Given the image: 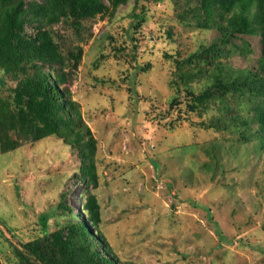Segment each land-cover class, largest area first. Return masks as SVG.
<instances>
[{
    "label": "rangeland",
    "instance_id": "rangeland-1",
    "mask_svg": "<svg viewBox=\"0 0 264 264\" xmlns=\"http://www.w3.org/2000/svg\"><path fill=\"white\" fill-rule=\"evenodd\" d=\"M145 2L88 19L80 33L54 25L64 55L83 49L71 90L96 147L89 160L52 134L0 150V264H24L16 248L56 238L74 248L73 264H91L71 231L86 221L90 190L102 219L99 227L86 222L106 240L95 241L99 251L120 264H264V148L252 119L264 109V92L216 93L194 112L185 92L206 87L223 64L257 65L260 35L215 42L218 31L198 25L197 0ZM143 5L146 21L133 33L132 14ZM28 72L0 66V97Z\"/></svg>",
    "mask_w": 264,
    "mask_h": 264
},
{
    "label": "trees",
    "instance_id": "trees-1",
    "mask_svg": "<svg viewBox=\"0 0 264 264\" xmlns=\"http://www.w3.org/2000/svg\"><path fill=\"white\" fill-rule=\"evenodd\" d=\"M108 1L109 5L105 0H0V66L8 73L18 70L25 72L28 68L30 71L17 83L13 94L0 97L1 152L56 134L68 143L75 142L81 147V153L87 155L89 160L92 159L96 147L94 139L90 128L82 120L79 105L73 99L71 90L73 71L78 68L83 49L77 46L69 50L67 56L64 55L55 43L53 33L54 25L59 22L70 25L80 33L82 28H87L85 23L88 19L114 13L121 4L128 2ZM145 1L147 3L151 0ZM197 1L194 12L197 14L198 25L215 28L220 34L215 42L227 44L233 43L238 36L260 35L259 50L262 56L258 64L250 68L234 69L228 63L227 68L224 64L219 66L211 74L213 80L200 91L194 90L191 85L185 87L189 110L197 111L216 93L225 95L226 92L228 94L240 88L264 92V0ZM146 13L145 5L141 12H133L136 20L133 33L145 23ZM28 23L33 26L34 33L25 32ZM130 38L136 40L134 34ZM244 49L251 52L250 43L247 42ZM67 66L70 70H66ZM193 75L194 72L182 73L181 80L189 81ZM176 103L178 99L173 98L171 106ZM252 119L261 133L260 147L264 148V109L258 111ZM90 165L88 171L92 173V182L96 188L98 177L95 163L91 162ZM86 210L88 214L85 220L99 227L101 208L94 190L89 191ZM86 221L82 220L80 225L71 228L81 241L79 256L87 258L91 264H120L115 254L114 258H110L104 250V253L99 251L95 241L106 240L100 232L96 238ZM67 243L61 238L34 240L23 243L22 248H16V251L24 264L25 259L29 264H73L77 255L74 248L67 247ZM104 247L106 251L110 250L108 244Z\"/></svg>",
    "mask_w": 264,
    "mask_h": 264
}]
</instances>
